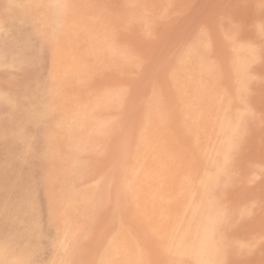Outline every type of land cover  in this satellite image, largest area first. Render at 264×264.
I'll return each mask as SVG.
<instances>
[{
  "label": "rangeland",
  "instance_id": "obj_1",
  "mask_svg": "<svg viewBox=\"0 0 264 264\" xmlns=\"http://www.w3.org/2000/svg\"><path fill=\"white\" fill-rule=\"evenodd\" d=\"M229 1L0 0V264H175L160 223L186 177L228 213L219 264L261 252L264 0ZM199 89L213 103L203 105L204 118L195 123L190 110ZM244 105L250 112L224 175L200 189L215 145L214 115ZM250 194L255 203L247 213ZM236 233L247 243L242 254L227 247Z\"/></svg>",
  "mask_w": 264,
  "mask_h": 264
},
{
  "label": "bare ground",
  "instance_id": "obj_2",
  "mask_svg": "<svg viewBox=\"0 0 264 264\" xmlns=\"http://www.w3.org/2000/svg\"><path fill=\"white\" fill-rule=\"evenodd\" d=\"M62 1V0H61ZM112 1V0H111ZM122 1V0H121ZM194 1V0H193ZM209 1V0H208ZM229 1V0H228ZM238 1V0H237ZM236 1V2H237ZM243 1V0H242ZM241 1V2H242ZM246 1V0H244ZM249 1V0H247ZM246 1V2H247ZM106 2V1H105ZM104 2V3H105ZM109 2V1H108ZM232 3V1L230 0L229 3ZM240 2V0H239ZM241 2L239 4H241ZM251 2V1H250ZM107 3V2H106ZM216 3V2H215ZM231 3H230V6H231ZM243 4L245 2H242ZM207 4V3H206ZM209 4V3H208ZM210 4H213V3H210ZM226 4V3H225ZM236 4V3H235ZM238 4V6H239ZM253 4V3H252ZM160 5V4H159ZM224 5V4H223ZM245 5V4H244ZM243 5V6H244ZM2 6V5H1ZM109 6V5H108ZM235 6V5H233ZM241 6V5H240ZM250 6V5H249ZM106 7V6H105ZM115 7V6H114ZM135 7V6H134ZM168 7V6H167ZM213 7V6H212ZM224 7V6H223ZM222 7V8H223ZM227 8V6H225ZM248 8V6H246ZM251 7V6H250ZM264 7V6H263ZM5 8V7H4ZM77 8V7H76ZM171 8V7H170ZM214 8V7H213ZM238 7H234V9H236ZM253 8V6L251 7ZM207 9V8H206ZM228 9V8H227ZM229 9L231 10V7H229ZM241 9V8H240ZM164 10V9H163ZM167 10V8H166ZM237 10V9H236ZM245 10V9H243ZM253 10V9H252ZM106 11V10H105ZM181 11V10H180ZM204 10H202L203 12ZM222 11V10H221ZM241 11V10H240ZM251 10H248L247 12H249ZM259 11V10H258ZM166 12V11H165ZM176 12V11H175ZM224 12V11H222ZM227 12V11H226ZM229 12V11H228ZM236 12V11H235ZM234 12V13H235ZM239 12V11H238ZM253 12V11H252ZM138 13V12H137ZM141 13V12H140ZM183 13V12H182ZM201 13V12H200ZM206 13V12H205ZM237 13V12H236ZM241 13V12H240ZM240 13L238 15H240ZM254 13V12H253ZM264 13V12H263ZM171 14H173L171 12ZM247 14V13H244V15ZM104 15H107V14H104ZM222 15V14H221ZM254 16V14H252ZM260 15V14H259ZM124 16V15H123ZM133 16V15H132ZM218 16V15H217ZM229 16V15H228ZM253 16L251 18H253ZM220 17V16H218ZM222 17V16H221ZM248 17V16H247ZM263 17V16H262ZM129 18V17H128ZM166 18V17H165ZM172 18V16H171ZM198 18V17H197ZM237 18V17H236ZM173 19V18H172ZM206 19V18H205ZM204 19V16H203V20ZM221 19V18H220ZM131 20V19H130ZM157 20V19H156ZM223 20V19H222ZM261 20V19H260ZM121 21V20H120ZM158 21V20H157ZM202 21V20H201ZM141 22V21H140ZM155 22V20H154ZM161 22V21H160ZM166 22V21H165ZM197 22V21H196ZM203 22V21H202ZM243 22V21H242ZM125 23V22H124ZM130 23V22H129ZM192 23V22H191ZM153 25V24H152ZM201 25V24H200ZM249 25V24H248ZM247 25V26H248ZM168 26V25H167ZM192 26V25H191ZM199 26V25H197ZM197 26L195 28H197ZM202 26V25H201ZM218 26V25H217ZM242 26V25H241ZM144 27V26H143ZM171 27V26H170ZM203 27V26H202ZM206 27V26H205ZM219 27V26H218ZM169 28V27H168ZM194 28V29H195ZM233 28V27H232ZM204 29V28H203ZM231 29V27H230ZM259 29V28H258ZM171 30V29H170ZM190 30V29H189ZM192 30V29H191ZM202 30V28H201ZM219 30H221L219 28ZM71 31V30H70ZM73 31V30H72ZM196 31H198L196 29ZM230 31V30H229ZM243 31V30H242ZM250 31V30H248ZM260 31V30H259ZM220 33H222L221 31H219ZM251 32V31H250ZM249 32V34H250ZM147 33V32H146ZM177 33V32H176ZM198 33V32H197ZM228 33V32H227ZM74 34V33H73ZM78 34V33H77ZM173 34V33H172ZM193 34V33H192ZM192 34H190V36H192ZM142 35V34H141ZM148 35V33L146 34ZM203 35V34H202ZM223 35V34H221ZM149 36V35H148ZM152 36V35H151ZM196 36V34H195ZM251 36V35H250ZM224 37V36H223ZM222 37V38H223ZM185 37L183 36L182 39H184ZM219 38V37H218ZM226 38V37H224ZM230 38V36H229ZM257 38V37H256ZM90 39V38H89ZM154 39V38H153ZM214 39V38H213ZM227 39V38H226ZM225 39V41H226ZM206 40V39H205ZM230 40V39H229ZM2 41V40H1ZM120 41V40H119ZM185 41V40H184ZM183 41V42H184ZM228 41V40H227ZM231 41V40H230ZM11 42V41H10ZM72 42V41H71ZM187 42V40L185 41ZM184 42V43H185ZM195 43V42H194ZM212 43V42H211ZM171 44V43H170ZM213 44V43H212ZM217 44V42H216ZM172 45V44H171ZM175 45V44H173ZM177 45V44H176ZM199 45V44H198ZM220 45V44H219ZM178 46V45H177ZM5 47V46H4ZM148 47V46H147ZM158 48V46H156ZM194 47V46H193ZM153 48V47H152ZM196 47H194L195 49ZM107 49V48H106ZM114 48H111V50H113ZM155 49V47H154ZM167 49V48H166ZM197 49V52H198V49L199 48H196ZM195 49V51H196ZM214 49V48H213ZM110 50V51H111ZM162 50V49H161ZM165 50V49H164ZM163 50V51H164ZM219 50V49H218ZM221 50V49H220ZM247 52H249V54L251 53V50L246 48ZM209 51V50H208ZM172 53V51H170ZM210 52V51H209ZM21 53V51H20ZM108 53V52H107ZM119 53V52H118ZM121 54L123 52H120ZM128 52H126L127 54ZM143 53V52H142ZM151 53V52H150ZM153 53V52H152ZM170 53V54H171ZM188 53V52H186ZM120 54V55H121ZM124 54V53H123ZM159 54V53H158ZM169 54V55H170ZM173 54V53H172ZM211 54V53H210ZM224 54V53H223ZM151 55V54H149ZM157 55V53H156ZM168 55V56H169ZM201 55V53H200ZM139 56V55H138ZM154 55H152L153 57ZM158 56V55H157ZM161 56V54H160ZM174 56V54H173ZM204 56V55H202ZM120 57V56H118ZM151 57V58H152ZM162 57V56H161ZM167 57V56H165ZM171 56L167 57V58H170ZM195 57V56H194ZM206 57V56H205ZM148 58V57H146ZM167 58H164L166 60H168V62L170 61L169 59ZM132 59V57L130 58ZM154 59V58H153ZM185 59V58H184ZM120 60V59H119ZM166 60H164V62H166ZM51 61V60H50ZM122 61V60H121ZM135 61V60H134ZM136 61H139L138 59H136ZM149 60H147L146 62H148ZM162 61V60H161ZM9 62V61H8ZM141 62H144L143 60ZM160 62V61H159ZM182 62H183V59H182ZM153 63V62H152ZM158 63V62H157ZM151 64V63H150ZM162 64V62L160 63ZM164 64V63H163ZM168 64V63H167ZM8 65V64H6ZM10 65V64H9ZM96 65V64H95ZM121 65V64H120ZM119 65V66H120ZM127 65V64H126ZM131 65V64H130ZM235 65V64H234ZM157 68L159 67L157 64L155 65ZM162 66V65H161ZM240 66V65H239ZM27 67V66H26ZM154 67V66H153ZM241 67V66H240ZM257 67V66H256ZM161 68V67H160ZM263 68V66H262ZM3 69V68H1ZM138 69V68H137ZM159 69V68H158ZM208 69V68H206ZM133 70V69H132ZM142 70V69H141ZM165 70V68H164ZM212 70V69H210ZM30 71V70H29ZM159 71V70H158ZM183 71V70H182ZM63 72V71H62ZM131 72V71H130ZM136 72V71H135ZM150 69L148 71V74L150 76ZM166 72V71H165ZM32 73V72H31ZM61 73V72H60ZM78 73V72H77ZM120 73V72H118ZM117 73V74H118ZM140 73V71H139ZM144 73V72H143ZM158 72H156L157 74ZM85 74V73H84ZM124 74V73H123ZM138 74V73H137ZM147 74V73H146ZM167 74V73H166ZM53 75V73H52ZM55 75V74H54ZM71 75V74H70ZM82 75V74H81ZM114 76V74H112ZM121 75V74H120ZM130 75V74H129ZM152 75H154L152 73ZM161 75V74H160ZM2 76V75H1ZM30 76H33L34 75H31ZM73 76V74H72ZM83 76V75H82ZM85 76V75H84ZM102 76V75H101ZM106 76V75H105ZM117 76V75H116ZM127 76V75H126ZM148 76V75H147ZM157 76V75H155ZM170 76V75H169ZM259 76V75H258ZM27 77H28V74H27ZM27 77H25V79H27ZM35 78V77H34ZM51 78V77H50ZM109 78V77H108ZM160 78V77H159ZM57 79V78H56ZM84 79V78H82ZM131 79V78H130ZM144 79V78H143ZM151 79V77H150ZM163 79V78H162ZM248 79V78H247ZM253 79V78H251ZM257 79V78H256ZM75 81V78L73 79ZM109 80V79H108ZM124 80V79H123ZM160 80V79H159ZM55 81V80H54ZM129 81V80H128ZM32 81L30 82H27V83H31ZM33 82H36L35 80ZM38 82V81H37ZM36 82V83H37ZM44 82V81H43ZM163 82V81H162ZM25 83V81L23 82V84ZM35 83V84H36ZM115 83V82H114ZM120 81H119V85H120ZM242 83V81L240 82ZM254 83V82H252ZM39 84V83H38ZM43 84V83H42ZM70 84V83H69ZM124 84V83H123ZM259 84V83H258ZM25 85V84H24ZM31 85V84H30ZM40 85V84H39ZM47 85V84H46ZM130 85V84H129ZM26 86V85H25ZM34 86V85H33ZM56 86V85H55ZM65 86V85H64ZM67 86V85H66ZM116 86H118L116 84ZM126 86V84H125ZM32 87V85H31ZM36 87V86H35ZM43 87V85H42ZM47 87V86H46ZM49 87H51V85L49 84ZM48 87V88H49ZM63 87V86H62ZM69 87V86H68ZM74 87V86H73ZM72 87V88H73ZM123 87V86H122ZM121 87V88H122ZM259 87V86H258ZM257 87V88H258ZM262 87V86H261ZM3 88V87H2ZM54 88V87H53ZM52 88V89H53ZM70 88V87H69ZM76 88V87H75ZM128 88V87H126ZM130 88V86H129ZM26 89V87H25ZM33 89V87H32ZM63 89V88H62ZM68 89V88H66ZM65 89V90H66ZM117 89V87H116ZM135 89V87H134ZM164 89V88H163ZM17 90V89H16ZM49 90V89H48ZM74 90V89H73ZM78 90V89H77ZM76 90V91H77ZM115 90V89H114ZM114 90H112L114 92ZM120 90V89H119ZM123 90V89H122ZM125 90H128V89H125ZM132 90V89H131ZM206 90V89H205ZM205 90H203V92L200 93V89L195 91L194 94H193V99H192V107H191V110H190V117L192 118V120L196 123L200 120H202L204 117V113L206 112L205 111V108L203 107V105H205L206 103H213L211 100H210V96H209V93L206 92ZM36 91V90H35ZM34 91V92H35ZM38 91V90H37ZM43 91V88L42 90ZM57 91V90H56ZM118 91V90H117ZM130 90H128V93H129ZM9 93V92H8ZM53 93V92H52ZM51 93V94H52ZM59 93V92H58ZM115 93V92H114ZM118 93L120 94L121 93V90L118 91ZM124 93V92H123ZM127 93V94H128ZM131 93V92H130ZM231 93V92H230ZM10 94V93H9ZM54 94V93H53ZM55 94H57L55 92ZM55 96V95H54ZM116 96V94H115ZM147 96V95H146ZM118 97V96H117ZM120 97V96H119ZM123 99H124V96H121ZM120 97V98H121ZM126 99H127V96H125ZM130 98V97H129ZM8 99V98H7ZM13 99V98H12ZM118 99V98H117ZM125 99V100H126ZM123 100V101H125ZM122 101V102H123ZM12 102V100H11ZM127 101H125L126 103ZM128 103V102H127ZM39 104V103H38ZM120 104V102H119ZM139 104V103H138ZM145 105V104H144ZM263 105V104H262ZM35 107V106H34ZM39 107V106H38ZM125 107V105L123 106ZM31 107H29L30 109ZM144 108V107H143ZM218 107H216V110L218 111L217 109ZM13 109V107H12ZM145 109V108H144ZM123 110V109H122ZM121 110V112H123ZM130 110V109H129ZM14 111V110H13ZM26 111V110H25ZM17 112H19L17 110ZM40 112V111H39ZM120 112V113H121ZM126 112V111H125ZM128 112V111H127ZM137 112V111H136ZM250 112V108L247 106V105H244V106H241L240 108H238L235 112H226V111H222V112H219L214 115V118L213 120L211 121V124H210V129L212 130L213 134H214V140L213 142L215 143V145H213L212 147V159H210V168L206 170V172L203 174L200 175V177L198 178L197 180V185L200 189H202L204 186H205V183L208 181V180H211L213 182H217L218 180L221 179V177L224 175V168H225V165L227 163H229L230 161V154H231V151L235 148V136L239 133L240 131V128H242V126L244 125V118H245V115H247V113L249 114ZM4 113V112H3ZM6 113V112H5ZM142 113V111H141ZM122 114V113H121ZM127 114V113H126ZM2 115V114H1ZM0 115V116H1ZM4 115V114H3ZM124 115V114H123ZM122 115V116H123ZM121 116V118H122ZM129 116V114H128ZM127 116V117H128ZM138 116V115H137ZM141 116V115H140ZM2 117V116H1ZM0 117V118H1ZM4 117V116H3ZM27 117V115H26ZM28 118V117H27ZM125 118V117H124ZM250 118V117H249ZM263 118V116L261 117ZM3 119V118H2ZM5 119V118H4ZM20 119V118H19ZM18 119V120H19ZM10 120V119H9ZM31 120V119H30ZM126 120V119H125ZM5 121H8V119ZM4 120L2 121V123L5 122ZM10 122V121H9ZM24 122V121H23ZM31 122V121H30ZM125 122V121H124ZM134 122V121H133ZM6 123V122H5ZM33 123V122H32ZM93 123V122H92ZM103 123V122H101ZM106 124V123H105ZM104 124V126H105ZM125 124V123H124ZM252 124V123H251ZM40 125V123H39ZM38 125V126H39ZM1 126V125H0ZM8 127V126H7ZM102 127V126H101ZM134 127V126H133ZM262 127V126H261ZM11 128V127H10ZM8 128V129H10ZM16 128V127H15ZM103 128V127H102ZM185 129V128H184ZM4 130V129H3ZM19 130V129H18ZM123 130V127L122 129ZM8 131V130H7ZM93 131V130H92ZM2 132V131H0ZM23 132V131H22ZM97 132V131H96ZM120 132V131H119ZM124 132V131H122ZM186 132V131H185ZM13 133V132H12ZM83 133V132H82ZM108 133V132H107ZM117 134V132H115ZM134 133V132H133ZM0 134H4V133H0ZM14 134V133H13ZM47 134V133H46ZM73 134V133H72ZM78 134V133H77ZM100 135V134H99ZM112 135V134H111ZM3 136V135H1ZM87 136V135H86ZM102 136V135H101ZM132 136V135H131ZM85 137V136H83ZM4 138V137H3ZM92 138V136H91ZM103 138V137H102ZM106 138V137H105ZM108 138V137H107ZM224 140V144L221 146L218 141L219 140ZM3 140V139H2ZM82 140V139H80ZM89 140V139H88ZM114 140V139H113ZM188 140V139H187ZM249 140V139H248ZM253 140V139H252ZM16 141V140H15ZM91 141V140H90ZM104 142V140H102ZM259 141V140H256V142ZM7 142V141H6ZM18 142V141H17ZM67 142V141H66ZM101 142V141H100ZM99 142V143H100ZM107 142V140L105 141V143ZM91 143V142H90ZM98 143V144H99ZM109 143V142H108ZM107 143V144H108ZM114 143V142H112ZM246 143V142H245ZM252 143V142H251ZM81 144V143H80ZM83 144V143H82ZM110 144V143H109ZM115 144V143H114ZM117 144V143H116ZM264 145V143H262ZM97 145V143H96ZM95 147H98L96 146ZM104 145V144H103ZM103 145L101 144V147H103ZM249 145V144H248ZM9 146V145H8ZM73 146V145H72ZM79 146V145H78ZM93 146V145H92ZM251 146V145H249ZM257 146V145H256ZM260 146V145H259ZM95 147H93L95 150ZM107 147V145H106ZM115 148V146H113ZM117 147V146H116ZM120 147V146H119ZM123 147V145H122ZM258 147V146H257ZM77 148V147H76ZM90 148V147H89ZM110 148V146L108 147ZM198 148V147H197ZM82 150V148H80ZM92 149V148H91ZM100 149V148H99ZM199 149V148H198ZM201 149V148H200ZM237 149V148H236ZM254 148H252L253 150ZM55 150V149H54ZM57 150V149H56ZM75 150V148H74ZM77 148V152L81 151ZM98 150V149H97ZM106 150V149H105ZM202 150V149H201ZM259 150V149H258ZM85 151V150H84ZM96 151V150H95ZM102 150H99L98 152H100ZM57 152V151H56ZM94 153V151H92ZM211 152V151H210ZM247 152V151H246ZM49 153V152H48ZM89 153V152H88ZM96 153V152H95ZM58 154H59V151H58ZM97 154V153H96ZM101 154V152H100ZM99 154V156H100ZM114 154V153H113ZM120 154V153H119ZM236 154V153H235ZM250 154V153H249ZM262 154V153H261ZM7 155V154H6ZM80 155V154H79ZM92 155H95V154H92ZM98 155V154H97ZM13 156V155H12ZM50 156V155H49ZM84 156V155H83ZM111 156V155H110ZM93 157V156H92ZM115 158V156H113ZM80 158V157H79ZM94 158V157H93ZM256 158V156H255ZM34 159V158H33ZM119 159V158H118ZM244 159V158H243ZM52 160V159H51ZM82 160V159H81ZM86 160V159H85ZM95 160V159H94ZM239 160V158H238ZM55 161V160H54ZM102 161V160H101ZM100 162V160H99ZM113 162V161H112ZM234 162V161H232ZM57 163V162H56ZM67 163V162H66ZM74 163V162H73ZM243 163V162H242ZM80 164V163H79ZM108 164V163H107ZM234 164V163H233ZM41 165V164H40ZM84 165V163H83ZM243 165V164H242ZM245 165V164H244ZM249 165V164H248ZM53 166V165H52ZM118 166V165H117ZM255 167L254 170H261L262 169V163H253V165ZM51 167V166H50ZM75 167V166H73ZM78 167V165H77ZM119 167V166H118ZM1 168V167H0ZM80 168V167H79ZM85 167H83L84 169ZM250 168V167H248ZM39 169V168H38ZM47 169V168H46ZM76 169V167H75ZM78 169V168H77ZM106 169V168H105ZM40 170V169H39ZM87 170V169H86ZM89 170V169H88ZM95 170V169H94ZM108 170V169H107ZM112 170V169H111ZM120 170V169H119ZM232 170V169H231ZM229 170V171H231ZM50 171H52V169L50 168ZM63 171V169H62ZM69 171V170H67ZM80 171H82L80 169ZM70 172V171H69ZM77 172V171H76ZM86 171H84L85 173ZM88 172V171H87ZM109 172V170H108ZM252 172V171H251ZM2 173V172H1ZM64 173V172H63ZM83 173V172H82ZM72 174V173H70ZM81 175V174H80ZM86 175V174H85ZM103 175V174H101ZM228 175V174H227ZM238 175V174H237ZM74 176V174H73ZM76 176V175H75ZM83 176V175H82ZM49 177V176H48ZM91 177H93L91 175ZM106 177V176H105ZM243 177V176H242ZM247 177V176H246ZM262 177V176H261ZM260 177V178H261ZM119 178V177H118ZM227 178V177H226ZM264 178V177H262ZM74 179V178H73ZM77 178H75V180L73 181H76ZM79 179V178H78ZM101 179V178H100ZM228 179V178H227ZM255 179V178H253ZM66 180V179H65ZM85 180V178H84ZM88 180V179H87ZM243 180V179H242ZM245 180V179H244ZM250 180V179H249ZM63 181V180H61ZM81 181V180H80ZM110 181V180H109ZM84 182V181H83ZM112 182V181H111ZM254 182V181H253ZM259 182V181H258ZM257 182V183H258ZM90 183V182H89ZM227 183V182H226ZM64 184V183H63ZM71 184V183H70ZM73 184V183H72ZM262 184V183H261ZM264 184V183H263ZM79 185V184H78ZM91 185V184H90ZM251 185V184H250ZM55 186V184H54ZM66 186V185H65ZM74 186V185H73ZM93 186V185H92ZM98 186V185H97ZM114 186V185H113ZM260 186V185H259ZM71 187V186H70ZM248 187V185H247ZM55 188V187H54ZM74 188V187H73ZM225 188V187H224ZM64 189V188H63ZM72 189V188H71ZM94 189V188H93ZM237 189V188H235ZM256 189V188H255ZM68 190V189H67ZM96 190V189H95ZM110 190V189H109ZM258 190V189H257ZM115 190H113L114 192ZM135 191V190H134ZM60 192V191H59ZM68 192V191H67ZM89 192V190H88ZM258 192V191H257ZM48 193V192H47ZM58 193V192H57ZM79 193H81L79 191ZM235 193V192H234ZM247 193V192H246ZM60 194V193H59ZM82 194V193H81ZM255 194V193H254ZM258 194V193H257ZM110 195V194H109ZM118 195V194H117ZM94 196V195H93ZM259 196V195H258ZM80 197V196H79ZM78 197V198H79ZM83 197V196H82ZM88 197V196H87ZM90 197V196H89ZM107 197V196H106ZM234 197V196H233ZM206 198V196L199 190H197L196 187H193V183H192V180L190 179V177H186V179L182 182V187H181V194H180V199L178 200L177 204L169 209V211H167L163 216H162V220H161V223H160V229L162 231V234L163 236L166 238V243L168 245V247H170L173 251V253L176 255V261H175V264H219V260L223 254V250H224V244L226 243V239L222 233V224L226 218V216H228V213L226 211H224V209L217 203L215 202V200H210V201H207V200H204ZM242 198V197H241ZM98 199V198H97ZM111 199V197H110ZM114 199V198H113ZM127 200V199H126ZM164 200V199H163ZM233 200V198H232ZM84 201V200H83ZM82 201V202H83ZM106 201V200H105ZM107 202V201H106ZM258 202V201H257ZM256 202V203H257ZM87 203V202H86ZM85 203V204H86ZM254 200L252 198V194H250L249 196L245 197L244 199V205L246 206V210H247V213L248 211H252L254 209ZM44 204V203H43ZM103 204V203H102ZM106 204V203H104ZM114 204V203H113ZM237 204V203H236ZM78 205V204H77ZM129 205V204H127ZM240 205V204H239ZM257 205V204H256ZM262 205V204H261ZM260 205H258L259 207ZM87 207V206H86ZM113 207V206H112ZM125 207V206H124ZM261 207V206H260ZM88 208H89V205H88ZM103 208V207H102ZM243 208V207H242ZM85 209V208H84ZM233 209V208H232ZM90 210V208H89ZM93 210V209H91ZM21 211V210H20ZM131 211V210H130ZM90 212V211H89ZM128 212V211H127ZM260 212L259 216L261 218H264V205L263 207L258 211ZM77 213V212H76ZM129 213V212H128ZM253 213H256L253 212ZM252 213V214H253ZM92 214V213H90ZM99 214V213H98ZM117 214V213H116ZM124 214V213H123ZM80 215V214H79ZM106 215V214H104ZM125 215V214H124ZM130 215V214H129ZM255 215V214H253ZM101 216V215H100ZM132 216V215H131ZM90 217V216H89ZM102 217V216H101ZM251 217H253L251 215ZM108 218V217H107ZM131 218V217H130ZM246 218V216L244 217ZM254 220H255V217H253ZM90 219V218H89ZM99 219V218H98ZM101 219V218H100ZM140 219V218H138ZM109 220V219H107ZM248 220V218H247ZM246 220V221H247ZM250 220V219H249ZM259 220V219H258ZM48 221V220H47ZM89 221V220H88ZM96 221V220H95ZM102 221V220H101ZM105 221V220H104ZM141 221V220H140ZM251 221V220H250ZM87 222V221H86ZM133 222V220H132ZM237 223V222H236ZM93 224V223H92ZM139 224V223H138ZM252 224V223H251ZM255 224V223H254ZM260 224V223H259ZM82 225V224H81ZM141 225V224H139ZM239 225V224H238ZM243 225V223H242ZM245 225V224H244ZM262 225V224H261ZM78 227V225H77ZM134 227V226H133ZM229 227V226H227ZM233 227V226H232ZM249 227V226H248ZM81 227H79L80 229ZM84 228V227H82ZM255 228V227H254ZM258 228V227H257ZM115 229V228H114ZM240 229V228H238ZM245 229V228H244ZM247 229V228H246ZM145 230V228H144ZM93 231V230H92ZM147 231V230H146ZM256 231V230H255ZM79 232V231H78ZM101 231H99L100 233ZM105 232V231H104ZM138 233V232H137ZM150 233V232H149ZM246 233V232H245ZM261 233V231H260ZM84 234V233H83ZM89 234V233H88ZM45 235V234H44ZM99 235V234H97ZM140 235V234H138ZM253 235V233H252ZM102 236V235H101ZM147 236V235H146ZM149 236V235H148ZM47 237V235H46ZM91 238V237H90ZM246 238V237H245ZM264 238V237H263ZM261 238V239H263ZM107 239V237H106ZM154 239V238H153ZM229 239V238H228ZM247 239V238H246ZM259 239L258 241L261 242ZM84 240V239H83ZM152 240V239H151ZM96 241V240H95ZM230 242L229 243V246L227 244V247L231 248V249H234L235 251L239 252V253H243V251L245 249H247V243L246 241L240 236L239 233H236V234H233L230 239H229ZM255 241V240H254ZM98 242H100V240H98ZM83 243V241H82ZM94 243V242H93ZM96 244H98L96 242ZM251 244V243H250ZM258 244V242H257ZM261 244V243H260ZM91 245V244H90ZM254 245V244H253ZM252 245V247H253ZM259 245V244H258ZM100 246V245H99ZM256 247V245H254ZM85 247V246H84ZM89 247V246H88ZM97 247V246H96ZM261 247V248H259ZM258 248L261 250V255L260 257H257V253H254L256 252L255 250L253 251L252 255L253 254H256V255H251L250 253L248 255H245L241 258L243 259H239L240 262L239 264H264V239L262 241V244L259 246ZM94 248V247H93ZM253 248V249H254ZM61 249V248H60ZM227 249V248H226ZM86 250V249H85ZM84 250V251H85ZM259 250V251H260ZM61 251V250H60ZM71 251V250H70ZM90 251V250H89ZM88 251V252H89ZM91 251H94L91 250ZM171 251V250H170ZM6 253V252H5ZM37 253V252H36ZM83 253V252H82ZM244 253H247V252H244ZM258 253V255H259ZM237 254V253H236ZM235 254V255H236ZM9 255V254H8ZM1 256V255H0ZM4 256V254H3ZM3 256L2 258L0 257V259H3ZM79 257V256H78ZM236 257V256H235ZM238 257V256H237ZM238 257V258H239ZM49 258V257H48ZM74 259V258H73ZM169 259V258H168ZM8 260H10L8 258ZM91 260V259H90ZM82 261V260H81ZM222 261V260H221ZM238 261V260H237ZM94 262V261H93ZM167 262V260H166ZM235 262V261H234ZM2 263V262H1ZM27 263V262H26ZM159 263V262H158ZM19 264H20V261H19ZM22 264H24L22 262ZM28 264V263H27ZM35 264V263H34ZM236 264V263H235Z\"/></svg>",
  "mask_w": 264,
  "mask_h": 264
}]
</instances>
